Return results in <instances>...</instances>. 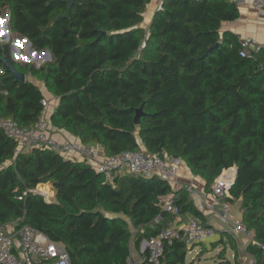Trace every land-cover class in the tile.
I'll return each instance as SVG.
<instances>
[{"label": "trees", "instance_id": "trees-1", "mask_svg": "<svg viewBox=\"0 0 264 264\" xmlns=\"http://www.w3.org/2000/svg\"><path fill=\"white\" fill-rule=\"evenodd\" d=\"M150 1L0 0L12 39L50 59L14 61L10 38L0 43V58L56 98L52 127L100 145L106 156L165 152L204 180L207 192L235 167L226 200L239 202L252 233L245 252L264 264V48L242 57L238 37L221 30L239 18L230 0H162L145 28ZM9 76L0 62V117L31 127L45 96L32 80ZM15 151L0 130V227L29 225L63 245L70 264H124L132 249L172 227L176 217L162 201L169 195L178 215L208 226L186 191L161 179L124 174L109 183L84 161ZM43 184L53 200L32 191ZM187 251L183 242L165 244L159 264H185Z\"/></svg>", "mask_w": 264, "mask_h": 264}, {"label": "built area", "instance_id": "built-area-1", "mask_svg": "<svg viewBox=\"0 0 264 264\" xmlns=\"http://www.w3.org/2000/svg\"><path fill=\"white\" fill-rule=\"evenodd\" d=\"M230 1L236 4L247 2L252 7L255 16L264 21V0ZM17 42L18 40L15 44ZM239 42L242 57L249 50L258 51L259 48H264V44H255L251 38H242ZM12 46H14L13 41L10 49ZM42 52L45 54V51ZM41 106L39 119L31 127H20L12 119L0 117V130L16 144V153L35 148L51 151L65 159L84 161L109 183L116 176L124 174L148 179L158 178L171 185L175 182L182 161L171 158L165 152L149 154L144 148L106 156L100 145H85L78 139H58L50 124L53 107L50 108V101L47 97L41 100ZM235 175V167H232L224 170L214 180L211 185V195L215 201L230 198V188L235 181ZM188 191L195 193L192 192V187H189ZM162 201L163 210L177 217L178 208L170 198H163ZM221 211L227 222L228 232L234 235L243 234L246 238L252 239V233L246 230L241 220H229L226 206H222ZM161 220L162 217L158 215L154 222L159 223ZM215 235L214 227L204 225L198 219L189 218L179 226L162 229L156 236L146 241V262L147 264H159L165 244L169 245L173 241H179L188 248L193 244L207 242ZM0 264H70V261L67 251L60 243L50 240L44 233L29 225L17 226L16 223H11L0 227ZM124 264H136V260L129 257Z\"/></svg>", "mask_w": 264, "mask_h": 264}, {"label": "crops", "instance_id": "crops-1", "mask_svg": "<svg viewBox=\"0 0 264 264\" xmlns=\"http://www.w3.org/2000/svg\"><path fill=\"white\" fill-rule=\"evenodd\" d=\"M161 1L162 0L150 1V3L146 6V9L143 13V22L141 23V26L145 28L148 26L154 11L157 8H159V6L161 5ZM237 8L239 11V18L232 22L223 23L221 26V30L232 32L238 37L239 40L242 38H251L252 40H254L255 44H259V45L264 44V21L258 19L255 16L252 7L247 2L238 3ZM16 40H18V42L21 41L22 44L27 47V51H29V47L25 39L15 37L12 39L13 45H15ZM13 60L16 62L35 64L36 66L40 65V63L39 64L33 63L29 61V59L26 60L13 59ZM34 84L36 86L40 84V86L38 87L41 89L44 96L47 97L49 101H54V105H53V109H54L57 102L56 98H54L46 91L42 82H38ZM53 130L58 139L60 138L61 139L66 138L69 140L76 139L75 137L71 136L69 133H67L62 129L53 127ZM189 187H192V192H195L194 194L188 191ZM172 188L174 190L183 188L186 191L190 199L193 200L195 207L204 215L205 223H207L208 226H212L215 228L216 235L214 237L215 239L213 238L214 240H216L219 244H221L220 242L222 241V244H224L225 242L223 241L221 236L223 233L228 234L230 240H232V246L235 252H237V256L239 257L238 263L255 264L254 257L245 252L249 240L243 234L234 235L227 231V227H228L227 222L224 218L223 212L221 211L222 206H226L228 209L229 220L231 221L241 220V213L239 210L238 201L229 202L226 199L215 201L211 195V192H207L205 190L204 180H202L198 176H194L183 162H181L180 172L175 182L173 183ZM165 198L171 199L172 195H169ZM189 217L190 215L187 214L178 215L176 218H174L173 223L172 222L170 223V226L172 227L179 226L180 224L188 220ZM144 251H145V247L144 249H142V246L139 248L138 251L132 249L131 257L134 260H140L141 262Z\"/></svg>", "mask_w": 264, "mask_h": 264}, {"label": "rangeland", "instance_id": "rangeland-1", "mask_svg": "<svg viewBox=\"0 0 264 264\" xmlns=\"http://www.w3.org/2000/svg\"><path fill=\"white\" fill-rule=\"evenodd\" d=\"M7 23V15L0 17V43L7 42L9 38L12 39V35L10 36V32L7 28ZM11 57L17 60L29 59V61L37 64L47 62L50 59L49 56H45L44 52H36L32 49L27 51V47L22 45L21 41L12 46ZM25 79L32 80L33 83L39 82L29 76ZM38 86H40V84ZM53 105L54 101H50V107H53ZM33 191L43 196L45 200L51 201L54 199V191L48 184L38 185ZM221 237L225 242L224 244H219L214 238L207 242L193 244L188 247L185 264H216L220 262V260H229L231 264H241L238 263L239 257L232 246V240H230L228 234L223 233ZM248 240L251 242L252 239ZM145 245L141 243L140 247L142 246V249H144V247L146 248ZM141 260H143V257ZM136 264H141L140 260H136Z\"/></svg>", "mask_w": 264, "mask_h": 264}, {"label": "water", "instance_id": "water-1", "mask_svg": "<svg viewBox=\"0 0 264 264\" xmlns=\"http://www.w3.org/2000/svg\"><path fill=\"white\" fill-rule=\"evenodd\" d=\"M68 3L69 5L71 4V0H68ZM67 15V14H66ZM219 44L217 43L215 47H217ZM29 46V44H28ZM30 48V47H29ZM210 53L207 52V55ZM45 56H49V52L48 51H45ZM0 62L3 64V66H5V69L7 72H9L10 74V78H13L15 81L17 82H24L25 81V75L23 73H19L17 72V70L10 64L7 62V60L3 57V58H0ZM143 116V109H142V106L136 110L135 112V116H134V124L138 125L139 124V121H140V118ZM235 171L237 173V170L235 168ZM235 178H236V175H235ZM146 244V241H143L142 242V245H145Z\"/></svg>", "mask_w": 264, "mask_h": 264}]
</instances>
